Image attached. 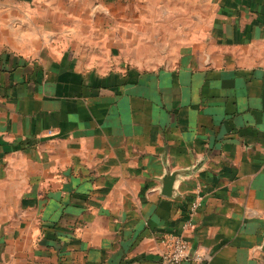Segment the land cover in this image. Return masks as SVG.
Here are the masks:
<instances>
[{"label": "crops", "instance_id": "obj_1", "mask_svg": "<svg viewBox=\"0 0 264 264\" xmlns=\"http://www.w3.org/2000/svg\"><path fill=\"white\" fill-rule=\"evenodd\" d=\"M172 234L264 264V0H0V264H164Z\"/></svg>", "mask_w": 264, "mask_h": 264}, {"label": "built area", "instance_id": "obj_2", "mask_svg": "<svg viewBox=\"0 0 264 264\" xmlns=\"http://www.w3.org/2000/svg\"><path fill=\"white\" fill-rule=\"evenodd\" d=\"M202 195L197 192L195 199L192 201L189 209V220L185 227L187 230H191L195 227L193 218L200 206ZM164 240L167 243V247L161 252L162 261L164 264H182L185 258L188 256L191 248L190 240L184 235L172 234L165 237ZM195 258L199 261L204 259L202 252L195 250Z\"/></svg>", "mask_w": 264, "mask_h": 264}, {"label": "water", "instance_id": "obj_3", "mask_svg": "<svg viewBox=\"0 0 264 264\" xmlns=\"http://www.w3.org/2000/svg\"><path fill=\"white\" fill-rule=\"evenodd\" d=\"M177 176V172H167L162 178L161 191L163 194L171 195L173 193V185ZM196 247H191L188 255H193L195 253ZM264 250V244H263Z\"/></svg>", "mask_w": 264, "mask_h": 264}]
</instances>
